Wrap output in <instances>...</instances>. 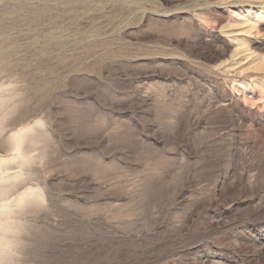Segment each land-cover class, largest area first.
Listing matches in <instances>:
<instances>
[{"label":"rangeland","instance_id":"obj_1","mask_svg":"<svg viewBox=\"0 0 264 264\" xmlns=\"http://www.w3.org/2000/svg\"><path fill=\"white\" fill-rule=\"evenodd\" d=\"M263 10L0 0V264H264Z\"/></svg>","mask_w":264,"mask_h":264},{"label":"bare ground","instance_id":"obj_2","mask_svg":"<svg viewBox=\"0 0 264 264\" xmlns=\"http://www.w3.org/2000/svg\"><path fill=\"white\" fill-rule=\"evenodd\" d=\"M257 11V10H256ZM251 12V11H250ZM245 16V15H244ZM252 17H254V15L252 16ZM262 17H264V10L263 11H261V13H258V15L256 16V18L258 19V18H262ZM259 20V19H258ZM261 21V20H260ZM236 47V46H235ZM15 135H17V134H14L13 136H15ZM16 138H13V139H15V140H13V141H16V139L20 142L21 140H22V142H23V139H22V135L20 134H18L17 136H15ZM24 137V136H23ZM17 141V143L18 144H20L19 142ZM21 142V143H22ZM17 143H15V144H17ZM16 145L17 147H16V149H19L20 147H18V146H20V145ZM26 161V160H25Z\"/></svg>","mask_w":264,"mask_h":264}]
</instances>
